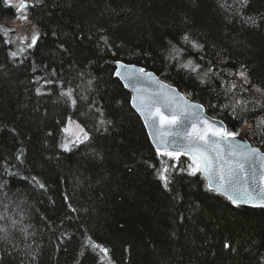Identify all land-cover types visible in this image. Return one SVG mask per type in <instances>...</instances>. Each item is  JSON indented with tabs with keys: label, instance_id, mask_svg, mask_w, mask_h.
<instances>
[{
	"label": "trees",
	"instance_id": "16d2710c",
	"mask_svg": "<svg viewBox=\"0 0 264 264\" xmlns=\"http://www.w3.org/2000/svg\"><path fill=\"white\" fill-rule=\"evenodd\" d=\"M13 14L0 0V17ZM29 19L40 39L23 57L10 56L0 33V264H102L89 239L113 264H264V209L234 207L199 173L173 169L165 189L161 157L114 75L116 60L155 73L229 130L245 128L240 136L264 152V129L249 127L264 95L225 93L240 83L227 73L242 65L264 88V0L243 9L237 0H43ZM189 60L199 72L181 67ZM207 61L224 69L221 79L204 75ZM48 79L75 90L77 110ZM236 99L255 111L237 108L239 120L231 107L220 111ZM69 115L91 139L64 152L60 129Z\"/></svg>",
	"mask_w": 264,
	"mask_h": 264
},
{
	"label": "snow or ice",
	"instance_id": "6c2138e0",
	"mask_svg": "<svg viewBox=\"0 0 264 264\" xmlns=\"http://www.w3.org/2000/svg\"><path fill=\"white\" fill-rule=\"evenodd\" d=\"M240 5V9L248 6V0H237ZM43 3V0H38L37 4L29 3V0H19L18 4H14L12 0H3V4L6 7L15 9L17 19L29 22V10ZM223 7V5H221ZM245 22L252 25H256V20L252 17L245 18ZM24 40H28L26 47L33 49L37 46L40 36L38 33L33 32L30 39L24 37ZM105 45L108 44L107 37H100ZM183 41L186 44H190L191 48L203 52V45L190 40L188 35L183 36ZM4 43H10L5 40ZM171 44V41H169ZM172 49L175 52L182 51L177 49L175 45H172ZM24 48L19 49V52L23 53ZM113 56L117 53L113 52ZM10 56L15 59L17 52L13 51ZM201 60L205 59L204 56L200 57ZM208 68L204 75L209 74L221 79L220 73L224 69L214 71L211 61H207ZM187 71L199 72L200 65L194 64L192 60H189L186 64L181 65ZM123 70V71H122ZM229 76H236L240 81L239 84L231 82L229 87L225 89V93H233L236 89H239L240 93H246L248 91H254L264 95V88L252 84L248 71L245 66H241L236 72H228ZM52 75H57L55 70L52 71ZM83 75V73H81ZM116 77H122L127 83L125 87H132L136 95L131 98V106L135 108L140 116L143 118L145 126L152 129L150 135H152L153 141L156 143V152L160 157H167L169 160L177 162L173 167H178L180 164L185 163L181 161L182 156L187 157V168H181V171L187 170L190 175L202 174L207 180V188L210 192H216L219 195L224 196L231 204L239 208L241 205H248L253 208L264 209V188H261L258 194H254L250 190V185L247 183L248 176L246 173L248 169L246 165L254 164L257 160L261 162L262 168H264V154H261L259 148H252L248 145L240 146L230 143V141L236 140L240 133L236 130H229L223 125V122H217L209 119L204 115V106L202 104L190 103L185 96L178 95L176 89L171 85L165 84L163 81L151 71H147L141 67L138 70H129L128 66L116 60V70L114 72ZM39 79H43L42 77ZM39 79L36 81L39 83ZM142 80H147L151 84L155 85L154 91L149 97H145L143 90L137 87ZM201 83L204 81L201 79ZM45 86L56 85L59 88V96L63 98V102L72 108L73 111L77 110L78 100L76 98L75 90L69 86L65 87L63 80L53 81L45 80ZM91 84V81H89ZM36 94L42 95L41 89L36 88ZM80 99H87V97L81 96ZM249 101L243 99H236L234 104L223 105L220 108L221 112L227 111L231 107L232 119L239 120V114L236 109L239 108L241 112L252 113L255 111V107L248 108ZM216 105L209 104V108H215ZM260 111L256 113L254 117V123L249 125L250 129L260 128L264 129V103L258 105ZM161 108H166L171 111V115H165L161 111ZM91 110V108H90ZM97 112H100L103 116V112L97 108ZM185 122H188L191 127V131L187 130ZM110 121L103 119L99 120V125L103 126ZM246 123V121H245ZM78 129V132H71L72 126ZM183 128V134L181 129ZM107 131L106 128L97 127L96 131ZM60 131L65 134V140L60 144V148L64 152H71L74 148H78L80 145L90 142V133L85 130V127L73 119L72 115L66 118V121L62 124ZM52 133H49L51 135ZM174 136L176 141L169 142L165 137ZM262 141H264V133L261 135ZM176 142H179L180 148L176 150ZM161 145L163 147H161ZM172 147L173 150L169 151L168 148ZM20 159L19 156L16 157ZM102 159V157H100ZM7 171V168L4 169ZM168 168L165 167L161 170L159 178L162 181L165 189L168 188L169 177L167 176ZM253 177L255 173H252ZM264 182V174L260 177ZM38 184L40 189H44L45 185L36 181V178H32ZM86 247H90L93 250H98L104 256L108 255V249L93 242L89 239L86 242ZM226 250L230 249L232 252L236 251V248L226 242L224 244Z\"/></svg>",
	"mask_w": 264,
	"mask_h": 264
},
{
	"label": "water",
	"instance_id": "95a60500",
	"mask_svg": "<svg viewBox=\"0 0 264 264\" xmlns=\"http://www.w3.org/2000/svg\"><path fill=\"white\" fill-rule=\"evenodd\" d=\"M123 63V62H121ZM125 65L128 66V69L129 70H138L139 66L137 65H134V64H126V63H123ZM116 65V64H115ZM116 70V69H115ZM123 71V70H122ZM155 74V73H154ZM156 75V74H155ZM157 76V75H156ZM158 77V76H157ZM120 82L122 83V85L124 86L125 90L129 93L130 95V101H131V98L132 96L136 95V93L133 91L132 87H125V83H127L122 77H117ZM159 78V77H158ZM159 80L163 81L165 84H168V85H171L167 82H165L164 80L160 79ZM174 89H176V93L178 95H183L185 96L183 93H181L175 86L171 85ZM137 87H140L142 90H143V93L145 95V97H149L151 95V93L154 91L155 89V85L151 84L150 82H148L147 80H142L139 84H137ZM185 98L190 102V103H194V104H200V103H197V102H194L190 99H188L186 96ZM131 105V103H130ZM132 107V106H131ZM132 109L135 111V113L140 117V119L142 120V123L145 127V130L147 132V135L149 137V140L152 144V146L154 147V149L156 150V143L153 141L152 139V135H150V133L152 132V129L148 128L145 126V123H144V120L143 118L140 116L139 112L132 107ZM161 111L164 112L165 115H171V111L169 109H166V108H161ZM204 115L206 117H208L209 119L217 122V126H219V122H221L222 120L220 119H216V118H213L211 117L210 115H208V113L206 112V109L204 107ZM223 122V125L225 127H227L226 123L224 121ZM185 126L187 127V130L190 132L191 131V127H190V124H188V122H185ZM228 128V127H227ZM181 134H183V128L181 129ZM165 139L167 141H169L170 143L173 142V141H176V138L174 136H168V137H165ZM230 143L234 144V145H240V146H244V145H248L252 148H257L255 146H253L246 138L242 137V136H238L236 138V140L234 141H230ZM161 147H163L161 145ZM180 148V144L179 142H176V150H179ZM169 151L173 150V148L170 146L168 148ZM261 154H264L263 151H261ZM182 157H186V156H182ZM246 168L248 169V172L246 173V175L248 176V181L247 183L251 186L250 187V190H252L254 192V194H258L259 190L261 188H264V182L261 181L260 177L262 174H264V168H262L261 166V162L259 160H257L254 164H251V165H246ZM252 173H255V176L253 177ZM202 175V174H201ZM203 176V175H202ZM204 177V176H203ZM205 179V178H204ZM206 180V179H205ZM207 182V180H206ZM208 184V182H207ZM224 197V196H223ZM241 206H244V207H250L248 205H241ZM250 208H253V207H250Z\"/></svg>",
	"mask_w": 264,
	"mask_h": 264
},
{
	"label": "rangeland",
	"instance_id": "374dc122",
	"mask_svg": "<svg viewBox=\"0 0 264 264\" xmlns=\"http://www.w3.org/2000/svg\"><path fill=\"white\" fill-rule=\"evenodd\" d=\"M14 4H18L19 0H12ZM17 14L14 9V14L12 16L7 17H0V33L3 35L5 40L10 41L8 43L11 46L12 52H17V57H23L25 56L30 49L26 47L28 40H24V37H28L30 39L33 32H36L39 34L36 25L30 20L29 22H24L16 18ZM24 48L25 51L23 53L19 52V49ZM160 78V77H159ZM162 79V78H160ZM163 80V79H162ZM166 82V81H165ZM168 83V82H167ZM189 99V98H188ZM78 123V122H77ZM245 130L242 129L239 131V133H243ZM71 132H78V129L75 128L73 125L71 128ZM240 136V135H239ZM65 140V134H63L62 142ZM187 157H181V161H184L185 163L180 164L178 167H173V165L177 162L169 160L167 157H161L160 161V169L167 167L168 173L173 169H178V171H181V168H187V163H190V161H186ZM187 171V170H185ZM98 256L100 257L102 264H113L110 260L109 255L104 256V254L100 253L98 250H94Z\"/></svg>",
	"mask_w": 264,
	"mask_h": 264
}]
</instances>
